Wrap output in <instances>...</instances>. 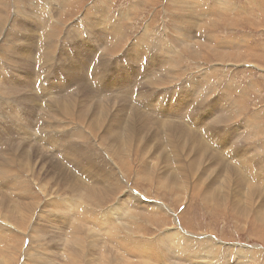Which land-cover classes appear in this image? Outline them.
I'll use <instances>...</instances> for the list:
<instances>
[{
	"label": "rangeland",
	"instance_id": "1",
	"mask_svg": "<svg viewBox=\"0 0 264 264\" xmlns=\"http://www.w3.org/2000/svg\"><path fill=\"white\" fill-rule=\"evenodd\" d=\"M261 215L264 0H0V264H264Z\"/></svg>",
	"mask_w": 264,
	"mask_h": 264
},
{
	"label": "bare ground",
	"instance_id": "2",
	"mask_svg": "<svg viewBox=\"0 0 264 264\" xmlns=\"http://www.w3.org/2000/svg\"><path fill=\"white\" fill-rule=\"evenodd\" d=\"M48 59H49V58H48ZM7 162H8V161H7ZM8 164H9V163H8ZM111 182H112V181H111ZM102 186H103V188L107 187L106 185H103V184H102ZM115 186H116V185L113 183L111 186H109V188H111V187L114 188ZM92 187H93V186H92ZM94 187H95V186H94ZM94 187H93V188H94ZM96 187H97V186H96ZM96 187H95V189H96ZM93 190H94V189H92V191H93ZM103 190H104V189H103ZM89 191H90V190H89ZM127 203H128V202H127ZM130 203H131V202H130ZM71 205H72V204H68V206H71ZM133 205L135 206V204H133ZM130 206H131V205H130ZM136 207H137V206H136ZM80 208H81V207H79V208L77 207L75 211H70V214H71L73 217H75V220H76V218H77V219H79V220H81V221H83V220L85 221V219L87 218V215H86V218L83 217L81 214L84 213V212L80 211ZM120 209H121V208L118 207V210H120ZM82 210H83V209H82ZM118 210H117V211H118ZM123 211H124V210H123ZM63 212H64V211H63ZM67 213H68V212H67ZM120 213L123 214V212H120ZM138 213H139V212H138ZM138 213H137V214H138ZM135 214H136V213H135ZM135 214H134V215H135ZM69 216H70V215H69ZM55 218H56V217H55ZM99 218H100V217H99ZM49 219H50V218H49ZM53 219H54V218H52L51 220H53ZM56 219H57V218H56ZM95 219H96V221H97V217H96ZM91 220H92V219H91ZM91 220H90V221H91ZM104 220H105V219H104ZM5 221H6V220H5ZM57 221H58V220H57ZM96 221H95V222H96ZM98 221H99V220H98ZM101 221H102V220H101ZM101 221H100V222H101ZM257 221H259L260 223H263V222H264V215L259 216V217L257 218ZM50 222H51V221H50ZM61 222H62V221H61ZM92 222H93V221H92ZM53 224H54V223H53ZM62 224H64V223H62ZM97 224H99V222H98ZM102 225H103V224H101V226H102ZM69 228H70V227H69ZM103 228H104V226H103ZM112 228H113V227H112ZM76 229H77V228H76ZM76 229L74 230V228H73V230H71L72 235L70 236V240H69V243H70V244L73 243L74 245H78L79 242H80V241L78 242V239H77L76 235L73 233V231L75 232ZM111 230H112V229H111ZM126 230H127V229H126ZM107 231H108V230H107ZM117 231H118V229H117ZM68 233H69V232H68ZM104 233H105V232H104ZM176 233H178V232H176ZM106 235H107V234H106ZM77 236H78V235H77ZM78 237H79V236H78ZM106 237H109V236H106ZM169 237H170V236H169ZM172 237H173V239H174V240L172 239V241L175 242V246H176V245H179V244H176V242H177L176 234H172ZM178 237H179V239H181V241L183 242V244H186V243H184L185 240L183 239V237H182V238H181L180 236H178ZM65 238H66V237H65ZM79 240H80V239H79ZM64 242H65V241H64ZM170 242H171V241H170ZM69 243H68V244H69ZM113 243H114V242H113ZM179 243H180V241H179ZM170 244H173V243L171 242ZM80 245H82V244H80ZM168 246H169V245H168ZM175 246H174V247H175ZM136 247H137V246H136ZM78 248H79V246H78ZM139 248H140V247H139ZM176 248H178V247H176ZM182 248H183V247H182ZM147 249H148V248H147ZM211 249H213V248H211ZM211 249H208V250H209V253H206V254H208V256H211V255H210V253L212 252ZM73 250H74V251H78V250L75 249V248H74ZM174 250H176V249H174ZM180 250H181V249H180ZM203 250H205V248H204ZM203 250H202V252H204ZM149 251H150V250H149ZM170 251H171V250H170ZM146 252H147V251H146ZM171 252H172V251H171ZM171 252H170V253H171ZM168 253H169V252H168ZM174 253H175V252H174ZM176 253H177L176 255L179 254V256H181V255H180V251H179V253H178V252H176ZM183 253H184V252H183ZM149 254H150V252H149ZM197 254H198V253H197ZM211 254H212V253H211ZM170 255H171V254H170ZM186 255H187V254H186ZM186 255H185V256H186ZM189 255H190V254H189ZM202 255H203V254H202ZM214 255H215V254H214ZM212 256H213V255H212ZM174 257H175V256H174ZM179 258H180V257H179ZM181 259H182V258H181ZM188 259H189V258H188ZM190 259H191V258H190ZM5 260H6V259H5ZM178 260H179V259H178ZM192 260H193V259H192ZM190 261H191V260H190ZM202 262H203V261H202ZM196 264H198V263H196Z\"/></svg>",
	"mask_w": 264,
	"mask_h": 264
},
{
	"label": "built area",
	"instance_id": "3",
	"mask_svg": "<svg viewBox=\"0 0 264 264\" xmlns=\"http://www.w3.org/2000/svg\"><path fill=\"white\" fill-rule=\"evenodd\" d=\"M216 99H217V101H218V104L222 103V102H223V95H216ZM212 112H213V111H208V112L205 114V116L208 115L209 113H212ZM214 115H215V116H220L221 114H219V113H214V114L211 115L208 119H210V120L214 119L215 117H214V118H211V117L214 116ZM205 116H204V117H205ZM232 141H233L232 138L229 137V138H228V143H232ZM245 158H246V157H245ZM245 158H244V159H245Z\"/></svg>",
	"mask_w": 264,
	"mask_h": 264
},
{
	"label": "snow or ice",
	"instance_id": "4",
	"mask_svg": "<svg viewBox=\"0 0 264 264\" xmlns=\"http://www.w3.org/2000/svg\"><path fill=\"white\" fill-rule=\"evenodd\" d=\"M210 105H211V104H209V105H206V106H205V110H206L208 107H210ZM189 110H190V111H193V112H195V111H196V109H195V108H190Z\"/></svg>",
	"mask_w": 264,
	"mask_h": 264
},
{
	"label": "clouds",
	"instance_id": "5",
	"mask_svg": "<svg viewBox=\"0 0 264 264\" xmlns=\"http://www.w3.org/2000/svg\"><path fill=\"white\" fill-rule=\"evenodd\" d=\"M220 116H222V114L220 115ZM217 117V116H216ZM231 138V137H230ZM232 140H234V138H232Z\"/></svg>",
	"mask_w": 264,
	"mask_h": 264
}]
</instances>
